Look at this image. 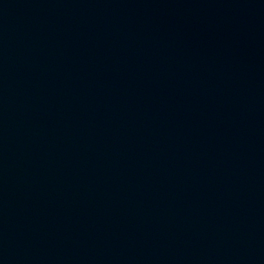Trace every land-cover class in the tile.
Segmentation results:
<instances>
[{
  "label": "water",
  "instance_id": "1",
  "mask_svg": "<svg viewBox=\"0 0 264 264\" xmlns=\"http://www.w3.org/2000/svg\"><path fill=\"white\" fill-rule=\"evenodd\" d=\"M0 264H264V0H0Z\"/></svg>",
  "mask_w": 264,
  "mask_h": 264
}]
</instances>
